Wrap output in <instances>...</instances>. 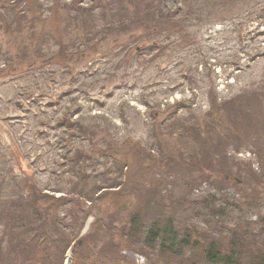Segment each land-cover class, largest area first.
<instances>
[{
	"label": "rangeland",
	"instance_id": "obj_1",
	"mask_svg": "<svg viewBox=\"0 0 264 264\" xmlns=\"http://www.w3.org/2000/svg\"><path fill=\"white\" fill-rule=\"evenodd\" d=\"M41 1L46 7L52 2ZM76 1L90 7L91 0ZM151 2L130 0L129 5L141 11ZM162 2L173 11L183 6L181 0ZM188 3L193 8L184 13H195L190 21L171 18L174 23L165 30L149 24L151 17L131 11L113 23L128 28L118 41L112 40L114 35L102 42L87 35L84 45L60 47L46 43V35L45 44L39 43L42 56L63 49L83 53L64 63L63 75L54 65L40 64V72L24 81L22 73L16 75L18 81L0 76V171L9 184L0 196L12 193L3 195L6 202L16 192L27 200L34 192L54 204L48 213L53 219L59 209L51 198L99 201L85 220L84 236L96 219L114 217L116 210L138 215L142 225L171 222L181 238L191 234L196 241L184 264H201L206 242L200 237L226 243L233 230L239 236H258L247 242L249 249H242V264H248L253 244L264 249V0ZM100 12L94 10L97 30L105 21ZM57 17L60 25L63 16ZM108 32L102 29L97 35ZM48 34L59 37L54 31ZM0 38L7 54L2 68L17 62L24 51L6 45L8 37ZM65 121L85 128L84 136L69 128L67 135L73 136L72 154L90 155L96 171L62 167L64 142H58L60 129H54ZM116 158L127 161V167H111ZM121 181V190L115 189ZM114 191L120 198L111 196ZM223 212L227 220L219 217ZM105 238L101 232V241ZM119 255L126 264H160L134 251ZM67 259L70 253L63 264H70Z\"/></svg>",
	"mask_w": 264,
	"mask_h": 264
},
{
	"label": "trees",
	"instance_id": "obj_2",
	"mask_svg": "<svg viewBox=\"0 0 264 264\" xmlns=\"http://www.w3.org/2000/svg\"><path fill=\"white\" fill-rule=\"evenodd\" d=\"M48 1L52 2L46 7L41 0H0V34L4 38H9L5 41L6 45H14L12 47H15V49L24 51V55L18 58L17 62L9 66L6 64L0 68V76H10V81H12L17 80L19 74L22 73L20 79L24 81L26 79L23 78L35 74L36 70H41L44 64L54 65L63 75L66 72L65 62L70 61L75 56L81 58V53H68L69 51L65 49L59 53L42 56L40 44H45L46 35H49L46 43L52 42L60 47L84 45V42L89 40L87 35L98 37L100 42L107 40L108 37L106 38V36L114 35L112 40L118 41L128 28L115 27L113 23L115 20L116 23L121 22L132 13L131 11L136 10L138 17L141 14L151 17L149 24L161 25L160 28L163 30L174 23L169 22L171 18L180 20L183 17L184 21H190L189 16L195 14L188 11L193 8L189 5L188 0H181L183 6L174 11L171 8H163L161 6L163 0H152L151 3H146L141 11L137 7L131 10L130 0H110L107 3H102L100 0H91L90 4H87L90 5L88 8L80 6L81 3L76 0H71L70 3H65L64 0L62 2L61 0ZM172 1L178 2L179 0ZM187 7L188 10L184 13ZM94 10H100L98 16L105 20L102 29L106 31L109 29V32L105 35H97L102 29L97 30L96 28ZM59 14L63 16L60 25L57 17ZM69 14H71L70 17ZM62 24L64 26L60 28ZM80 30L85 33L82 31L84 34H81ZM53 31L59 35L58 39L54 37L55 34H48ZM3 40V38H0V62H7V54L2 53ZM46 57L47 62H43L42 59ZM5 70H8V73ZM9 72L17 74H9ZM16 75L17 78H15ZM19 95L23 96L21 92ZM30 95L32 94L27 93L25 97L30 98ZM40 97H42L41 94L37 96V98ZM35 100L33 99V101ZM15 103L17 107L20 106L19 102L15 101ZM8 104H10V100L6 103V105ZM65 112L68 111L65 110ZM65 112L64 118L67 117ZM68 128L69 130H78V134L83 136L86 133L84 127L67 121L55 127L54 130L60 129L57 135L59 137L58 142H64L61 149L64 150V153L61 158L66 163H62V167L74 165L77 173H81L84 168H92L96 171L95 167L98 164L89 163L90 155L78 151L72 154L74 146L70 142V138H73V136L69 137L67 135ZM65 145V149H63ZM125 152H129L127 146H125ZM115 161L111 167L124 169L127 167V161H123V158L121 160L116 158ZM6 183L2 171H0V190L5 187ZM122 183V181L119 182L114 188L120 189ZM11 184L15 185L14 182ZM26 188L25 183L24 189ZM5 193L7 192L0 196V264H63L69 253L70 264H126L119 255L123 250L134 251L135 254L145 259L148 256H153L160 264H184L183 259L186 253L196 249L194 247L196 241L192 239V235L181 238L179 233L175 231L173 223L169 222L166 226L161 227L154 223L142 225L138 215L131 213L132 215L123 216L119 210L111 213L114 217L106 214L104 219L101 217L96 219V223L91 224L89 233L84 236L81 235V231L84 228L85 220L91 215V209H95V205L99 204V201H87L82 197L79 198L84 203L93 205L92 208L85 209L84 203L75 201L74 197H50L54 199L52 201L55 204L57 203L59 209L53 211V219H51L48 217V213L51 211L50 207L54 204H51L46 197L40 198L33 192L29 194L30 198L27 200L25 196L16 192L14 194H18V196H11L15 198L9 203L3 198ZM120 194L114 191L111 196L118 199ZM68 205H75L74 210H66L65 208ZM208 211L211 217L217 216V211ZM59 212L63 216L60 217ZM46 216L47 218H45ZM220 216L223 220H227V218L224 219L226 212L220 213ZM48 226H52V228ZM101 232L106 234L103 241L100 239ZM237 234L233 230L232 234L227 236L229 240L226 243H222L223 241L216 240L213 237L208 242L207 237L209 236L204 237L202 235L203 237H200L199 240L200 242H206V246L202 260H200L201 264H242V249H249L251 245L247 242L258 236L250 233L241 236ZM123 238H127V240L121 241ZM251 248L253 251L249 253L246 262L248 264H264V249L261 250L260 246L257 248L254 244ZM252 255L256 256L257 261L251 258Z\"/></svg>",
	"mask_w": 264,
	"mask_h": 264
}]
</instances>
